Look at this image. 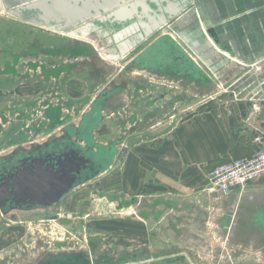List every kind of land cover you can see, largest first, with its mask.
Listing matches in <instances>:
<instances>
[{"label":"crops","instance_id":"0c3cea01","mask_svg":"<svg viewBox=\"0 0 264 264\" xmlns=\"http://www.w3.org/2000/svg\"><path fill=\"white\" fill-rule=\"evenodd\" d=\"M93 1L99 9L104 6V0ZM81 10L82 19L77 21L94 26L89 36L106 41L100 47L103 53L109 44L141 41L145 31L154 34V27H168L173 18L179 19L177 27L166 33L173 45L164 62L183 69L184 63L174 62L181 52L190 60L192 74L179 83L171 78L164 86L154 83L149 99H123L121 113L114 117V136L106 133L112 117L100 124L104 131L95 132L97 142L105 144L112 137L120 141L115 160L99 175L106 193L92 195L85 216H108L112 206L120 208L121 215L131 212L132 222L139 226L132 233L141 234L143 241L129 244L118 236L107 237L104 228L90 224L100 218H88L90 223L81 227L68 225L70 236L57 232L32 264H173L174 260L190 264L197 259L192 254L212 264L225 263L227 255L234 264L230 259L238 248L255 249L264 257V175L242 190L226 194L208 190V173L215 165L249 156L256 148L254 138L264 139V0H144L129 16L124 13L115 29L104 12L88 16L85 6ZM167 13L172 18L165 22ZM155 21L153 27L150 23ZM212 84L225 86L228 94L217 91L207 106L192 108L199 102L192 101L186 90L196 92ZM172 87L180 89L179 96H174ZM167 104L177 112L163 118L158 106ZM126 110L134 111L138 120L149 112V121L130 132ZM72 203L74 208V199ZM13 234L5 232L4 241ZM214 241L226 250L216 252L217 258ZM177 249L184 251H172ZM193 249L195 253L188 251Z\"/></svg>","mask_w":264,"mask_h":264},{"label":"rangeland","instance_id":"374dc122","mask_svg":"<svg viewBox=\"0 0 264 264\" xmlns=\"http://www.w3.org/2000/svg\"><path fill=\"white\" fill-rule=\"evenodd\" d=\"M4 1L9 3V6L3 7V3H0V115L6 116L4 117L5 121L2 120L0 122V155L10 150L14 142L23 138L19 135V133L23 132L20 129L22 122L24 124L28 122L29 113H36L37 97L42 95L44 86L39 83V79H35V76L31 77V75H36L35 73L38 72V70H33V67L54 64L70 66L71 72L67 76L66 74L64 75L62 82L65 85L64 82L66 80L69 78L73 79L72 84L75 89L71 90L70 86H67L64 91H67L68 94L74 93V102H80L84 98V103L78 105L77 114H80L81 111L88 110V102L102 87L107 86L110 81L117 82L119 80L118 72L121 69V61L123 59L116 54L118 52L117 45L109 44L105 48L107 51L103 53L100 47H105L106 41L93 38L94 36L87 37L83 34L86 29L89 33V30H92V26L90 23L84 25L83 22H80L82 20L77 21L80 18L82 19L81 15L84 12V10H81L83 8L82 4L80 5L81 1L77 2L76 6L74 5L75 3L71 4V9L46 8L41 13L43 15L41 19L37 18L40 15L38 10L18 8L17 2H13L14 0ZM157 23L158 21H155L150 24L154 27ZM115 26L118 27L117 25ZM113 28L115 27L113 26ZM78 30H82L80 31L81 33H77L76 31ZM74 46H80L84 49L83 52L76 53L73 50ZM73 57L76 58L74 59ZM45 73L46 77L49 74L56 75V72H52L49 67L45 68ZM59 74L60 72L57 75ZM146 75V73L139 71H136V74L122 73L128 86H133L135 81L142 82V86H147L148 91L144 90L142 93H138V99L141 101L152 97L151 92L153 91L154 83L157 86H164L163 84L165 83V81L158 79L149 80ZM59 76L63 75L60 74ZM131 90V88L128 89V91ZM170 90L176 92L174 96H179V88L175 89L172 87ZM189 91L186 90L187 96L192 101L199 102L198 106L192 105V108L207 106L209 102L207 100L214 97L217 91L221 92L220 95L228 94L225 86L224 88H218L214 84L210 85L209 88L197 89L196 92L194 89L191 92ZM173 106V104L165 105V111L168 112L166 115L162 112L163 118L176 115L177 109L172 110ZM22 108L26 109V111H22ZM106 113L102 112L103 122L108 120V117L105 116ZM169 113L171 114L169 115ZM180 114L182 115L183 113ZM109 121L110 126L107 127L106 133L114 136L117 123H115L114 117L111 120L109 119ZM102 126L104 127V125L99 126L98 124L95 127V132L96 130L104 131L105 129H101ZM99 133L102 134L103 132ZM100 136L97 134V140L101 139L99 138ZM113 139L114 137L110 140ZM110 152L112 150L101 155L103 157L105 155L109 156ZM103 184V176H99L91 183L75 187L73 192L74 208H70L69 211L72 214L68 215L69 218L74 217V220L64 217L67 216L65 215L67 210L64 212L59 211L64 214L59 221L47 220L41 216L34 217L31 214H19L16 218L0 216V264H32L41 249L47 250L49 248L50 243L58 236L57 232L64 233V236H70L72 228L81 227L80 225L85 222L98 224L100 228H104L107 237L118 236L120 240L129 244L143 241L141 234L132 233L134 231L132 228H138L139 226L132 222L133 219L130 216L120 215L123 216L122 218L113 217L112 215L96 217L90 214V217L85 216L90 208L92 195L102 196L106 193L107 186ZM108 186L110 187L111 185L108 184ZM101 187L104 190H101ZM111 196L113 197V195ZM81 205L85 206L79 207ZM95 217L100 218V220L88 222V218L94 219ZM6 223H9V225H6ZM68 225H72V228H69L70 226ZM10 230L14 231L12 238L4 241L5 232ZM120 240L116 242L118 243ZM208 250L210 248L205 249V251ZM172 251L177 253L184 250L177 249ZM188 251L195 253L196 250ZM221 251H224V254L226 253V250L218 248L214 241L215 258H217L216 252L220 253ZM192 256L197 259L196 261L192 260L190 264H212L205 262L203 259H198L195 254H192ZM226 256L222 259L225 262L223 264H231ZM230 260H234V264H264V257L258 254L255 249H235L234 255ZM214 262H216V259H214ZM172 263L176 264L178 260H174Z\"/></svg>","mask_w":264,"mask_h":264},{"label":"flooded vegetation","instance_id":"af4514ba","mask_svg":"<svg viewBox=\"0 0 264 264\" xmlns=\"http://www.w3.org/2000/svg\"><path fill=\"white\" fill-rule=\"evenodd\" d=\"M1 2L7 3L4 0ZM166 33L157 35L152 33L145 39L137 41L121 61L119 80L110 81L107 86L102 87L88 102V110H83L80 114H77L78 105L84 103V98L80 102H74V93L68 94L64 91L67 86H70L71 90L75 89L73 79L66 80L65 85L62 82L64 75L67 76L71 72L70 66L54 64L33 67V70L38 72H34L36 75L31 77L39 79L44 91L37 97L36 113H29L28 122L25 124L22 122L20 129L23 132L19 135L23 138L14 142L10 150L0 155V216L16 218L19 214H31L34 217L41 216L47 220L59 221L64 216L59 211L67 210L65 214L67 216L64 217L72 219L68 215L72 214L69 210L73 207L75 187L91 183L115 160V148L120 140L114 138L105 144L95 140V127L103 122L102 112H107L106 117L119 116L121 113L119 104L123 99L138 98V93L148 91L147 86H142V82L136 81L132 90L128 91L127 81L122 73L136 74V71H139L146 73L149 80L165 81L171 78L176 83H179V79L187 81V75L191 76L192 71L189 69L193 68L192 64L181 52L174 62L184 63L183 69L165 64V54L173 45ZM73 50L82 53L84 49L74 46ZM46 67L51 68L56 75L49 74L46 77ZM58 72L63 76L57 75ZM158 108L161 109V116L168 112L165 111V105ZM21 110L26 111L23 108ZM172 110H175L174 106ZM147 113L138 120L134 111L126 110L124 112L128 118L126 130L132 132L146 124L150 115ZM4 117L6 116L0 115V122L5 121ZM117 122L120 124L119 120ZM111 150L109 156L101 155ZM68 184L72 185L71 188L56 200L60 185L63 188ZM115 209L116 212L109 215L122 218L123 216H120L122 212H118L121 209ZM125 216L134 219L131 212Z\"/></svg>","mask_w":264,"mask_h":264},{"label":"water","instance_id":"95a60500","mask_svg":"<svg viewBox=\"0 0 264 264\" xmlns=\"http://www.w3.org/2000/svg\"><path fill=\"white\" fill-rule=\"evenodd\" d=\"M79 0H14L13 2H17V6L18 8H22V9H35L38 10L40 15H38V19L43 18L41 15V13H43L44 9L46 8H70L71 9V4L76 6L77 2ZM144 0H104V6L101 7L100 9L98 8V5L95 4V1L93 0H85V2L81 5L82 7L85 6V8L88 9V16L89 15H96V14H101L104 12V18H108V21L111 22V24L114 25V27L116 28L115 25H119L120 23H118L119 20H121L122 16L124 15L125 12H127V16H129L131 14V11H133L135 9V7L137 5L141 6V3ZM12 2V1H11ZM128 2V3H126ZM9 3H3V7L9 6ZM106 13V14H105ZM172 16L169 17L168 13L167 16H164V20L165 22L167 21V19H171ZM172 20V22L168 25V27H165L163 25L165 24H160V26H156L154 27V31L155 34L157 35L159 33L162 32H167L168 28H173V27H177L178 25V21L179 19H175ZM122 21V20H121ZM168 23V22H167ZM166 23V24H167ZM92 26V25H91ZM94 28V26H92V29ZM114 28V29H115ZM80 31L82 30H78L76 31L77 33H81ZM149 30L145 31V34L142 35L141 40L145 39L146 37H148L149 35H151L152 33H149ZM121 33H117L114 34V40L117 42L119 36ZM137 43V41L132 40L130 42H126L123 45H118V57H125V55H127L130 50L135 46V44ZM71 184H68L66 186H63V188L60 185V190L57 194V196L55 197V199H59L63 194H65L67 192V190L69 188H71ZM104 213L108 214L107 210H104ZM111 212H116V209L114 206L111 207ZM118 212H122L121 210H119Z\"/></svg>","mask_w":264,"mask_h":264},{"label":"built area","instance_id":"2783aa9c","mask_svg":"<svg viewBox=\"0 0 264 264\" xmlns=\"http://www.w3.org/2000/svg\"><path fill=\"white\" fill-rule=\"evenodd\" d=\"M256 148L245 157L234 158L215 165L208 173V190L226 194L242 190L264 175V139L254 138Z\"/></svg>","mask_w":264,"mask_h":264},{"label":"bare ground","instance_id":"6f19581e","mask_svg":"<svg viewBox=\"0 0 264 264\" xmlns=\"http://www.w3.org/2000/svg\"><path fill=\"white\" fill-rule=\"evenodd\" d=\"M83 34L86 35V36H89V33H88L87 29L85 31H83Z\"/></svg>","mask_w":264,"mask_h":264}]
</instances>
